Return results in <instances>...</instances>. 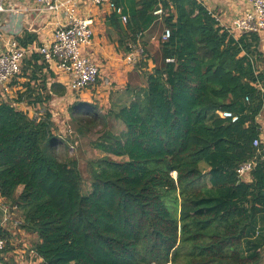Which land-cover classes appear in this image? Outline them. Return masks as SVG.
Segmentation results:
<instances>
[{"label": "trees", "instance_id": "obj_1", "mask_svg": "<svg viewBox=\"0 0 264 264\" xmlns=\"http://www.w3.org/2000/svg\"><path fill=\"white\" fill-rule=\"evenodd\" d=\"M136 1L122 47L127 39L137 44L157 20L158 0ZM162 2L171 37L160 42L155 69L141 73L145 84L128 85L129 103L103 117L93 103L71 107L80 131L106 118L123 126L93 142L104 156L89 163L90 193H82L77 159L58 153L65 143L49 103L66 89L49 85L56 76L44 72L41 55L22 71L40 81L18 101L43 107L42 118L0 100V194L19 229L36 236L41 264H251L261 257L264 162L251 182L236 172L262 132L260 38L236 40L195 0ZM35 39L26 34L20 43ZM220 111L240 119L224 120ZM2 233L9 245V230Z\"/></svg>", "mask_w": 264, "mask_h": 264}, {"label": "built area", "instance_id": "obj_2", "mask_svg": "<svg viewBox=\"0 0 264 264\" xmlns=\"http://www.w3.org/2000/svg\"><path fill=\"white\" fill-rule=\"evenodd\" d=\"M86 1L93 6H109L125 25L129 21L128 16L124 14L122 6L118 5L114 0ZM158 1V7L153 12L154 16L158 18L167 16L169 13L163 6V0ZM195 1L203 7L206 6L204 0ZM250 3L251 8L238 17L232 26L220 24L221 19L209 12L220 26L231 35L233 32H237L242 36L255 34L260 37L264 34V0H250ZM79 4V0H36L37 7L34 9L35 11L61 13L64 22L55 30L53 40L40 46L36 44L23 46L16 37L17 32L14 33L12 38L7 40L6 49L0 51V93H10L12 82L22 74L26 61L32 59L36 54L42 56L41 61L49 65V68L52 67L57 73L64 74L67 77L69 94L80 93L96 85L99 78H101L100 67L84 54V49L92 45L94 29L91 20L83 19L79 16ZM18 11L19 9L16 6L7 5V0H0V32L3 31L6 15L16 14ZM170 37L171 30L165 27L160 37V42H167ZM139 45L140 43H137L133 51L127 56V61L133 66L137 64L141 51L143 54V48L140 51ZM173 61V59L167 60V62ZM255 62L256 59H253L252 63ZM256 70H258L257 66ZM108 81L107 79L104 80L105 83H108ZM256 87L264 93V88L260 83H257ZM3 101L6 100L3 99ZM49 107H53V103H49ZM44 113L45 109L39 106L34 109L30 117L39 121ZM51 113L54 118V111L52 110ZM218 114L222 119L231 120L232 123H236L240 119L238 115L230 111H220ZM253 147L256 150L254 156L242 162L236 171L238 178L243 182H251L254 169L260 162H264V139L261 136L253 141ZM0 211L2 213L0 220L2 231H7L11 224H13L14 228L20 227L22 221L15 219L14 212L5 203L1 194ZM2 231H0V264L3 263L4 253L9 243L8 238ZM29 255L38 256L34 250H31Z\"/></svg>", "mask_w": 264, "mask_h": 264}, {"label": "crops", "instance_id": "obj_3", "mask_svg": "<svg viewBox=\"0 0 264 264\" xmlns=\"http://www.w3.org/2000/svg\"><path fill=\"white\" fill-rule=\"evenodd\" d=\"M79 2V16L83 19L91 20L94 29L92 45L84 49V54L98 64L101 73L99 85L96 88L91 89L93 91V95L91 94V96L95 95L94 101L96 104L102 103L98 100L102 96L105 97V94L102 95L101 92L108 90L104 85V80L107 79L113 83V89L115 88V94H112L110 97L112 98L111 109H119V107L127 105L131 100V96L126 94V89L128 88V85H130L129 76L131 74H138L141 76V72L138 70L136 71V67H133L132 64L127 61V56L133 51L135 45H129L131 46V51H126L124 47L121 46L122 36H124V34L126 35L127 32L126 25L122 23L119 16H117L109 6H93L88 4L86 0H79ZM204 3L206 4V9L219 17L221 19L220 24L222 23L224 26H232L238 17L251 8L250 0H204ZM7 5L16 6L19 11L16 14H8L5 17L6 22L4 23L3 31L0 32V51L6 49L7 40L12 38L15 32H17L16 37L19 42L25 38L26 34H31L36 37L34 42L27 44L26 46L33 44L40 46L43 43L52 41L55 30L64 22L61 13H53L52 11H35L34 9L37 7L36 0H7ZM120 5L124 10V14L128 16L129 19L136 15V0H121ZM171 10H174L173 7ZM169 15L170 14L162 18L156 17L157 20L153 29L160 25L164 31L166 27L165 19ZM231 36L236 40H239L242 37V35L237 32H233ZM259 38L261 42L260 50L264 54V34ZM39 63H42V61ZM45 65L46 69L44 72H52L56 76L54 79L49 80V85L52 82H58L66 89L65 96L67 98L70 97L67 89V77L64 74L57 73L54 68H49V65ZM148 66L149 71L155 69L156 64L154 63V59L149 61ZM28 74H31V72L29 71ZM30 79L29 76L23 74L19 75L12 82L9 94L0 93V100L3 101V99H5V102H11L23 112L27 113L29 110L31 111V114H33L34 109L37 108L33 105L27 104L25 101H18L19 94H23L26 91V85L28 83L36 86L40 81ZM92 87L93 86H91V88ZM84 92H86V90L82 92V96H86L90 99V95ZM65 96L55 97L51 102L53 103V107L55 106L56 98H60L59 100H66ZM89 99L85 100L88 101ZM29 116L31 115L29 114ZM257 121L262 129L260 136L264 139V109L258 116ZM1 218L2 213L0 211V220ZM8 230L13 239V236L16 233L14 227L10 225ZM20 232L21 234L25 233L27 236H33L21 229ZM34 237L36 238V236ZM14 252L26 254V251L23 250ZM7 254L12 256L8 252ZM37 262L41 264L40 260H37ZM21 264H23V262H21Z\"/></svg>", "mask_w": 264, "mask_h": 264}, {"label": "rangeland", "instance_id": "obj_4", "mask_svg": "<svg viewBox=\"0 0 264 264\" xmlns=\"http://www.w3.org/2000/svg\"><path fill=\"white\" fill-rule=\"evenodd\" d=\"M163 32V28L158 25L154 29L150 30L149 32L145 33L144 36H141L139 38L137 43H140V51L143 48V54L141 51V56L137 62V64L133 67H136V71H140L143 73L144 71H147L149 66V61L153 59H159L160 57V37ZM124 43V49L125 44L130 45H136V43H133L130 41V39L123 40ZM156 65L157 63L154 62ZM145 64V65H144ZM147 64V66H146ZM146 66V67H145ZM262 70H264V65L261 66ZM149 71V70H148ZM138 75V74H137ZM136 74H131L129 76V84L133 86H139L145 84L144 77L137 76ZM99 85V80L96 83L95 87L86 89V94L90 95V99L86 96H82V92L80 93H71L70 97H66V100L60 98H56L55 106L51 107V109L54 111V122L58 127V130L56 129L55 134L61 138L62 141H64L65 145H62L58 153H60L63 157L68 158H76L80 170L83 174V184H82V193L88 194L92 191V182L89 180L90 176L88 174L89 172V163L92 160H95L99 157L104 156V154L97 150L93 146V142L98 140L105 131L107 130H113L118 131L119 129H122L123 126L119 123L106 118L105 125H89L87 128L83 129L82 131L78 130V124L73 122L71 120V107L76 102H84V103H93L96 104L94 101V96H91L93 91L91 89L96 88ZM105 87L108 90L102 91V95L105 94V97L102 96L98 101L102 102L97 105V109L99 114L103 117L104 115L107 116L109 113V110L111 109V95L115 94V88L113 89V83L111 81H108V83H104ZM89 90V91H87ZM85 91V90H84ZM111 93V94H110ZM93 95V94H92ZM84 99V100H83ZM85 99H89L88 101ZM90 101V102H89ZM93 101V102H92ZM18 108V107H17ZM27 114L31 115V111H27ZM66 151V152H65ZM17 216V215H16ZM13 226V224H12ZM14 228L16 231L15 235L13 236V239L11 236H9L10 244L7 245L6 251L4 253V262L3 264H6V262L10 264H40L37 262V260L41 261V258L39 256L35 257L33 255H30V251L33 250V246L36 243V238L34 236H27L25 233L21 234L20 229ZM26 251V254H19L15 253L14 251ZM35 251V250H34ZM10 253L12 256H10ZM251 264H264V249L262 251L261 257L258 262L251 263Z\"/></svg>", "mask_w": 264, "mask_h": 264}]
</instances>
